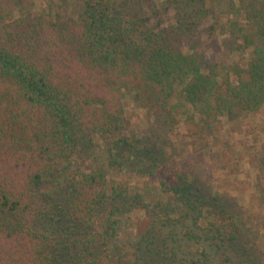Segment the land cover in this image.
<instances>
[{
    "label": "trees",
    "instance_id": "16d2710c",
    "mask_svg": "<svg viewBox=\"0 0 264 264\" xmlns=\"http://www.w3.org/2000/svg\"><path fill=\"white\" fill-rule=\"evenodd\" d=\"M151 2L43 0L37 9L36 0H0V264H149V251L115 255L119 216H131L120 201L132 195L112 172L140 153L188 216L215 208L209 230L235 254L228 264H264V241L250 240L218 195L203 194L196 169L162 161L124 132L136 125L127 94L166 129L190 105L195 150L209 148L223 122L258 114L264 0H165L164 16L142 9ZM201 27L204 49L188 43ZM218 34L248 57L229 65ZM104 145L107 167L85 161Z\"/></svg>",
    "mask_w": 264,
    "mask_h": 264
},
{
    "label": "rangeland",
    "instance_id": "374dc122",
    "mask_svg": "<svg viewBox=\"0 0 264 264\" xmlns=\"http://www.w3.org/2000/svg\"><path fill=\"white\" fill-rule=\"evenodd\" d=\"M153 1L155 3L141 5L142 9L156 10L157 15L164 16L165 0ZM36 6L41 9L43 0H36ZM204 23L205 21L203 25ZM204 27L200 28V33ZM202 34L198 38L190 37L188 43L198 45L197 47L204 45L205 48L209 38L207 34ZM218 36L225 46L220 58L229 65L248 57V54L236 50L237 46L227 36ZM199 39L202 43H199ZM196 41L198 44H195ZM201 48L204 49L203 46ZM125 101L136 113V125L133 129H126V135L138 134L162 161L170 160L172 164L184 162L189 168L196 169V186L203 194L208 197L218 195L228 209L239 214L240 222L247 226H244L249 233L247 237L252 241H264V107L254 117L223 122L209 138V148L195 150L191 147V138L187 134L186 122L189 117H194L190 105L189 111L179 115L178 122L166 129L160 120L139 109L129 94ZM175 101L183 103L180 98ZM113 141L111 138V142ZM120 146L125 149L126 144ZM88 152L90 155H83L86 162L98 164L97 161L100 160L107 167L109 146L93 148ZM120 161V171L112 173L128 181L126 184L130 185L132 195V198L120 201V205L124 212L126 208H130L127 213L132 217L136 215L137 221L130 215L119 216L123 231L122 246L116 249L115 255L131 249L140 254L149 251L152 254L149 255L152 260L149 264H167L173 260V264L230 263L229 257L235 256L230 246L227 247L212 237L209 230L216 213L215 208L211 214L208 208H204L202 218L188 216L182 204L171 195L173 190L166 187L163 191L160 187V180L154 175L158 172V167L153 166L150 154L148 157L140 153L139 156ZM261 234L262 237L259 236Z\"/></svg>",
    "mask_w": 264,
    "mask_h": 264
}]
</instances>
